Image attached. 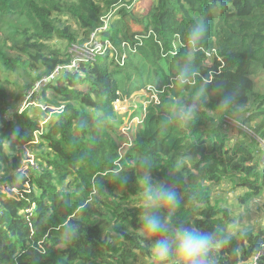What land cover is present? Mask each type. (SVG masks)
<instances>
[{"label": "trees", "instance_id": "trees-1", "mask_svg": "<svg viewBox=\"0 0 264 264\" xmlns=\"http://www.w3.org/2000/svg\"><path fill=\"white\" fill-rule=\"evenodd\" d=\"M137 1L0 0V63L23 78L9 83L0 73V181L20 194L0 187V264L152 259L136 234L142 159L151 161L154 182H174L181 198L174 220L203 231L236 220L213 198L215 184L232 180L246 206L264 194V158L257 159L264 152V0H146L144 26L130 33L125 18ZM197 17L209 31L194 56L197 77L179 89L172 76ZM55 40L104 50L79 58ZM241 70L251 88L236 80ZM204 83L207 104L196 120L165 127L169 98L192 96ZM11 85L23 92L18 106L8 101ZM217 85L236 93L243 110L219 108ZM142 91L148 104L130 138L114 105ZM26 95L46 104L34 108L42 118L32 106L21 111ZM28 145L46 155L34 154L39 169L17 179L24 159L10 161ZM66 223L80 225L67 241ZM241 234L216 254L218 264H246L264 242V227Z\"/></svg>", "mask_w": 264, "mask_h": 264}, {"label": "clouds", "instance_id": "clouds-1", "mask_svg": "<svg viewBox=\"0 0 264 264\" xmlns=\"http://www.w3.org/2000/svg\"><path fill=\"white\" fill-rule=\"evenodd\" d=\"M208 31L206 19L194 18L192 26L187 30L185 51L179 56L174 69L173 86L184 89L193 84L197 77L194 56L206 40ZM207 89L208 84L204 83L192 96H171L168 100L170 111L162 121L164 126L174 123L189 127L207 104L204 95ZM214 91L218 97V107L225 112L231 110L234 114L243 110L242 105L236 103V93L225 91L221 85H217ZM138 166L141 170L139 180L143 185L135 204L139 221L136 230L138 244L148 248L155 264H218L216 254L230 244L235 232L242 231L240 221L237 219L227 227L203 231L194 224L174 220L173 210L181 203L174 182L170 179L171 182H154L150 160L142 159ZM15 175L17 179L22 177L19 170ZM126 181L127 178H124L123 182ZM14 196L20 198L19 190ZM79 230V224L66 223L63 225V238L71 240Z\"/></svg>", "mask_w": 264, "mask_h": 264}, {"label": "rangeland", "instance_id": "rangeland-1", "mask_svg": "<svg viewBox=\"0 0 264 264\" xmlns=\"http://www.w3.org/2000/svg\"><path fill=\"white\" fill-rule=\"evenodd\" d=\"M145 8H146V0H142V1L138 0L135 6L132 8V11L134 13L132 15L131 14L126 15L125 21L127 25L130 27L129 28L130 33L139 31L141 27L144 26L142 25V23L144 19L143 12ZM53 45L55 47L61 48L62 50H64V52H66L68 47H70L72 50L78 51V52L76 51L77 53L76 56H78L79 58H87V59L93 58L94 55L97 54L99 51L104 50V48L100 43H95V42L86 44L85 47L82 48L81 50H78L58 40H55ZM0 73L3 79H8L6 81H9V83H15L17 81L20 85H22L23 78L15 73H12L11 71H7L6 69H4L1 63H0ZM236 80L251 88V82H249L247 79L244 78L243 70L238 71L236 73ZM41 82H39L38 84H40ZM31 93L32 91L29 92L28 94ZM145 93L146 92L142 91L136 94L135 96H133L132 98L126 97L124 103L123 102L115 103L114 109L115 112L117 113L116 115L117 118L115 119L118 120V122H121V125L120 124L118 125L119 130L121 131L122 134L126 133L127 137L132 138V133H129L128 131L130 125L133 122H134L133 125L138 124L140 122V117L138 115L140 114L139 109L142 107L143 109H145L144 107L148 104L147 99L149 98H144L146 97ZM22 96H23V92H21V90L11 85L9 91V98H8L10 104L12 106H18V104L21 103ZM17 98L18 99L20 98V102L17 101ZM28 106H32L33 108H31V111H34L35 114H40V116L37 117L42 118V116L44 115L43 112H41V110H36L34 108L37 106H41L44 108V106H46L45 103H42L38 98H30V96L26 95L24 99V105L21 111L26 109ZM242 128L245 129L244 126H242ZM32 146L33 145H28L27 147H24L23 148L25 150L24 152L22 151L15 152L14 154L15 158H12L10 161L11 164H14V161H17L20 157H22L24 160H22V165L19 171L22 170L24 174L22 172L21 173L26 177L29 175V171H31L30 170L31 168H36L33 155L36 154L37 157L38 155H43V156L46 155L44 149L36 151L37 147L36 146L32 147ZM258 155H259L257 158L258 160L261 159V157L264 158V152ZM32 161H34V165ZM36 162L38 164L40 163L38 161ZM213 189H214L213 198L215 200L220 199V204L229 207L236 215V220L238 219L240 221V227L242 228V231H237L235 233L243 234L245 231H249V230L257 231L260 229V227H264V194L258 199L252 200L250 204L246 206L242 204L240 201L245 191L241 187L235 186V183L232 182V180L229 179L228 181L227 179L223 183L215 184L213 186ZM154 263L155 261L153 259H140L135 262L131 261L129 264H154ZM76 264H81V263H76Z\"/></svg>", "mask_w": 264, "mask_h": 264}, {"label": "built area", "instance_id": "built-area-1", "mask_svg": "<svg viewBox=\"0 0 264 264\" xmlns=\"http://www.w3.org/2000/svg\"><path fill=\"white\" fill-rule=\"evenodd\" d=\"M73 65L69 66L70 69H73L74 67L77 66L76 65V61H74V64ZM60 68L61 67H58L56 69L55 73L59 72ZM44 81H47V80L45 79ZM117 102H120L121 103V101H117ZM114 107H115V105H114ZM34 161H35V159H34ZM34 161H32L33 162V165H34ZM35 165H36V168H31L30 170H32V171L38 170L39 169V166L36 163V161H35ZM0 187L2 189H4L5 191H7L8 192V195H13L14 196V195H17L18 194V189L16 187H9V186H6L4 184H1V181H0ZM261 260H263V263L261 262ZM246 264H264V242H263L262 246L260 247V249L253 254L251 260L249 262H247Z\"/></svg>", "mask_w": 264, "mask_h": 264}, {"label": "water", "instance_id": "water-1", "mask_svg": "<svg viewBox=\"0 0 264 264\" xmlns=\"http://www.w3.org/2000/svg\"><path fill=\"white\" fill-rule=\"evenodd\" d=\"M70 68V67H69Z\"/></svg>", "mask_w": 264, "mask_h": 264}]
</instances>
